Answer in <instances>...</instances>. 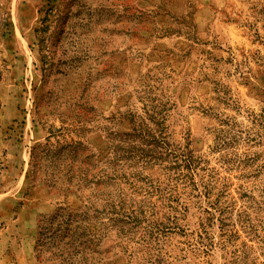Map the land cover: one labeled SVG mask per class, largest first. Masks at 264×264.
Here are the masks:
<instances>
[{
    "label": "rangeland",
    "instance_id": "374dc122",
    "mask_svg": "<svg viewBox=\"0 0 264 264\" xmlns=\"http://www.w3.org/2000/svg\"><path fill=\"white\" fill-rule=\"evenodd\" d=\"M62 205L127 215L114 264H264V0H0V264Z\"/></svg>",
    "mask_w": 264,
    "mask_h": 264
},
{
    "label": "trees",
    "instance_id": "16d2710c",
    "mask_svg": "<svg viewBox=\"0 0 264 264\" xmlns=\"http://www.w3.org/2000/svg\"><path fill=\"white\" fill-rule=\"evenodd\" d=\"M128 133V132H127ZM115 210L83 206L56 207L42 216L37 227L34 252L39 262L48 264H114L109 256L107 235L117 222H124Z\"/></svg>",
    "mask_w": 264,
    "mask_h": 264
}]
</instances>
